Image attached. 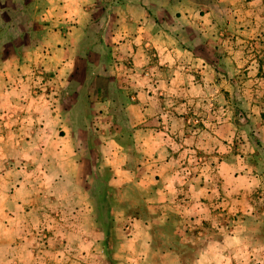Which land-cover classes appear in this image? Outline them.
Listing matches in <instances>:
<instances>
[{
  "label": "crops",
  "instance_id": "0c3cea01",
  "mask_svg": "<svg viewBox=\"0 0 264 264\" xmlns=\"http://www.w3.org/2000/svg\"><path fill=\"white\" fill-rule=\"evenodd\" d=\"M40 16L0 40V264H264V0Z\"/></svg>",
  "mask_w": 264,
  "mask_h": 264
},
{
  "label": "rangeland",
  "instance_id": "374dc122",
  "mask_svg": "<svg viewBox=\"0 0 264 264\" xmlns=\"http://www.w3.org/2000/svg\"><path fill=\"white\" fill-rule=\"evenodd\" d=\"M47 2L48 0H0V40L41 38L44 28L41 26L40 15ZM186 255L191 254L189 252Z\"/></svg>",
  "mask_w": 264,
  "mask_h": 264
}]
</instances>
